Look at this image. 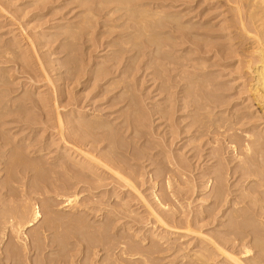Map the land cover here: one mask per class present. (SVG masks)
Returning <instances> with one entry per match:
<instances>
[{"label":"rangeland","instance_id":"obj_1","mask_svg":"<svg viewBox=\"0 0 264 264\" xmlns=\"http://www.w3.org/2000/svg\"><path fill=\"white\" fill-rule=\"evenodd\" d=\"M131 2H112L111 6L117 5L120 11L109 16L106 14L107 8H104V5H108L106 0H0V139L3 138L0 140V213H8L13 209L12 201L5 194L6 189L14 193H21L26 186L35 189L28 195L30 199L27 200L26 208L29 211V204H35L42 218L27 228L25 233L37 237V228L48 226L50 221L52 229L38 237L41 243L49 239L55 241L41 255L38 253L37 256L33 250L27 256L22 252L23 262L20 264H32L44 254L55 257L61 251V255L67 257V247H74L69 253L74 256L72 259L75 264L86 263L87 259L90 260L86 264H112L116 257L114 255L119 257L120 252L107 254L100 247L89 245L95 242L96 232L99 230L101 233L105 229L109 230L113 243L116 240L113 233L116 232L124 237L121 241L130 242L132 246L146 249L152 244L159 247V252L154 254L158 258L155 256L148 260L153 264H184L189 259L187 256L194 254V251H202V247L212 249L208 239L212 235L228 238L229 243H234L235 255L240 260L244 263L253 262L258 258V252L264 255V200L258 201L259 195L250 190L257 188L262 193L263 188H258L255 181L264 175V170L262 174L247 175L246 178L226 177L225 174L228 169L230 172V168H238L241 164H247L257 172V164L264 168V110L260 109L250 94L252 71L251 65L247 63L249 58L252 63L255 62L254 35L264 40V0H165L163 7L158 9L145 6L150 15L157 14L151 20H142L145 24L137 15L138 11L132 9L134 4ZM239 20L244 23L245 30ZM151 22L156 23L155 26H151ZM51 28L52 33H45V29ZM47 70L49 75L46 74ZM98 91L100 94L97 95ZM114 94V98L124 100L113 99L119 103H113L112 107L108 99ZM128 101L131 104H127ZM203 104H210L212 108L205 109ZM162 113L164 117H161ZM89 118H98L96 120L102 121L105 127L107 123V129L115 133L117 140L132 144L135 153H146L147 160L139 157L133 161L127 160L128 165L133 164L128 171L138 170L139 165L146 164L150 174L157 169L165 172L174 168L165 159L166 155L176 156L185 168L188 167V170L184 168L183 176L174 170L167 173L166 178L152 180L148 179L149 174H145L139 179L146 183L137 189L142 191L140 196L148 198L150 203H154L155 193L164 195V211L173 213L178 220L189 217L206 238L198 234H184L182 238L177 234H168L165 231L167 228L160 227L142 206L140 196L133 189L126 191L130 188L99 164L90 167L98 171L106 185L100 188V193L93 199L100 202L91 201L93 204L87 205L100 209L99 212L79 211L72 216L74 210L72 212L68 205L63 204V196L66 195L52 190L48 184L54 179L57 183L71 185L67 195L75 191V184L82 177L76 176L74 171H78L79 164L87 161L79 151L74 150L85 151L89 148V145L84 146V123ZM126 118L134 121V128L140 132H136L140 136L139 140L130 130L124 133V128L118 129L119 122ZM58 119L63 126L62 133L58 129ZM195 119L202 121L199 131L205 135L201 139L197 131L200 123H196ZM192 121L195 124L190 126ZM170 131H179L172 144L168 142L172 140ZM254 138L260 139L256 154L248 150L255 148L252 146ZM3 142L6 144L2 145ZM99 147L104 153L106 148ZM68 150L73 152L71 157L65 156ZM64 162L71 172L65 173L59 167ZM209 165L223 172V177L231 185V193L226 201H222L224 207H218L213 212L218 221L208 216L212 208L209 192L196 196L199 193L193 192L196 189L190 182L192 173H203L206 168H210ZM34 174L37 177L32 180ZM185 180L190 183L186 184ZM217 182L213 180L211 190ZM198 190L203 191L201 188ZM252 208L255 211L260 209L262 213L254 214ZM116 210L119 212L114 216L113 211ZM241 211L243 217L235 218ZM67 217L73 221L76 218L77 221L71 224L67 219L63 220ZM238 224L247 227L240 230L256 231L257 236L262 237L256 241L251 237L237 240L233 231ZM1 225L0 230L3 227ZM4 231V238H8L2 250L8 243L11 244L10 241L13 243V238H9L10 232L6 228ZM72 232L84 237L83 243L80 241L82 244L77 242L75 245L76 239L70 236ZM141 234H147V244L137 242L138 237L135 235ZM44 236L47 238L44 239ZM162 236L169 238L167 242L159 239ZM165 245L182 249L173 254L172 251L164 250ZM243 245H254L249 258L243 254ZM124 258L122 262L119 261L120 264H134L127 256ZM219 259L218 264H235L230 263L229 259ZM27 260H31V263H25Z\"/></svg>","mask_w":264,"mask_h":264},{"label":"bare ground","instance_id":"obj_2","mask_svg":"<svg viewBox=\"0 0 264 264\" xmlns=\"http://www.w3.org/2000/svg\"><path fill=\"white\" fill-rule=\"evenodd\" d=\"M118 0H106L107 4L108 5H104V8H107V12L106 14L111 16L114 12L116 11H120V8L115 5V6H111L112 5V2H116ZM132 1V2H131ZM164 1L165 0H121V3H127V2H131L133 3L134 5L132 6V9L134 8V10L138 11V16L141 20V22H144L145 24V21H148V20H151V17L154 16L156 13H152V15H150L149 11L146 10L145 6H152L153 8H160V7H163L164 5ZM257 3V2H256ZM96 4V3H95ZM101 4V3H99ZM99 6V5H98ZM97 6V7H98ZM125 7V6H124ZM140 8V9H139ZM145 8V9H143ZM126 10V8L124 9ZM161 10V9H160ZM158 10V11H160ZM236 10V9H235ZM133 12V11H132ZM151 12V11H150ZM88 13V12H87ZM127 13V11H126ZM158 13V12H157ZM83 14V13H82ZM86 14V13H85ZM136 14V12H135ZM157 15V14H156ZM248 15V14H247ZM104 16V15H103ZM130 16V14H129ZM132 16V15H131ZM133 17V16H132ZM136 17V16H135ZM134 17V18H135ZM94 18V17H93ZM130 18V17H129ZM138 19V18H137ZM142 20H145V21H142ZM161 20V19H160ZM83 21V20H82ZM158 21V20H157ZM240 21V20H239ZM139 22V21H138ZM126 23V22H125ZM159 23V22H158ZM88 24V23H86ZM121 24V23H120ZM143 24V25H144ZM156 23H153L151 22V26H155ZM90 25V23H89ZM240 25L242 26V28L245 30V26H244V23L242 21H240ZM264 25V24H263ZM157 26V25H156ZM160 26V25H159ZM176 26V25H175ZM112 28V27H111ZM155 28V27H154ZM115 29V28H114ZM174 29V28H173ZM45 33H52V28L51 29H45ZM74 30V29H73ZM72 30V31H73ZM66 31V30H65ZM64 31V32H65ZM63 32V33H64ZM67 32V31H66ZM75 34V32H73ZM102 33V32H101ZM145 33V32H144ZM147 33V31H146ZM72 34V33H71ZM88 34V33H87ZM134 34V33H133ZM125 35V34H124ZM128 35V34H127ZM135 35V34H134ZM147 35V34H146ZM249 35V34H248ZM251 35V34H250ZM249 35V36H250ZM74 36V35H73ZM77 36V35H76ZM129 36V35H128ZM264 36V35H263ZM70 37V36H69ZM138 37V36H137ZM148 37V36H146ZM145 37V38H146ZM71 38V37H70ZM123 38V37H122ZM125 38V36H124ZM151 38V37H150ZM251 38V37H250ZM131 39V37H130ZM138 39V38H137ZM149 39V37H148ZM147 39V40H148ZM254 43H256V50L253 54V57L255 58V62L252 63V61L250 60L251 58H249V60L247 61L248 64L251 65V70L252 71V85L250 86V94H252L253 96V100L258 104V106H260V109L261 110H264V40L262 37H258V35H254ZM31 39H29V42H30ZM55 40V39H54ZM125 40V39H124ZM152 40V38H151ZM138 41V40H137ZM32 42V41H31ZM152 42V41H151ZM33 43V42H32ZM36 43V42H35ZM34 44V43H33ZM120 44V43H119ZM122 44V43H121ZM66 45V44H64ZM123 45V44H122ZM151 45V44H150ZM156 45V44H155ZM67 46V45H66ZM141 46V45H140ZM158 47V46H156ZM255 47V44L254 46H252V48ZM33 48H35L33 46ZM37 48V47H36ZM122 48V47H121ZM124 48V47H123ZM149 48V47H148ZM127 50V48H124ZM33 50H36V49H33ZM25 51V50H24ZM120 52V51H119ZM118 52V54H119ZM124 52V51H123ZM153 53V52H152ZM139 54V53H138ZM147 54V53H146ZM155 54V53H154ZM157 55V54H156ZM159 55V54H158ZM252 55V54H251ZM161 56V55H160ZM137 57V56H136ZM36 58V57H35ZM38 58V57H37ZM109 62V61H108ZM118 63V62H117ZM133 66V65H132ZM124 68V67H123ZM130 69V68H129ZM128 69V71H129ZM111 70H113V68L111 67ZM125 70V69H124ZM127 70V69H126ZM95 71V70H94ZM94 71L92 72L94 74ZM104 71V70H103ZM44 72V71H42ZM97 72V71H96ZM48 73V70L46 72V74ZM116 73V72H114ZM45 74V73H44ZM113 74V73H112ZM49 75V73L47 74ZM91 75V74H90ZM95 75V74H94ZM43 76V75H42ZM93 76V75H92ZM43 77H46V76H43ZM50 78V77H49ZM1 79V78H0ZM47 79V78H45ZM57 79V78H56ZM92 79V78H91ZM100 79V78H99ZM77 80V79H76ZM95 81V79H92ZM97 80V79H96ZM1 82V80H0ZM51 82V80H50ZM75 82V81H74ZM113 82V81H112ZM124 82V81H123ZM130 83V82H129ZM96 84V82H95ZM109 84V83H108ZM95 86V85H94ZM115 87V86H114ZM107 88H110V87H107ZM161 88V87H160ZM111 89V88H110ZM131 89V88H130ZM100 90V89H99ZM103 90V89H102ZM101 90V91H102ZM106 90V89H105ZM248 90V89H247ZM66 91V90H65ZM127 91V90H126ZM103 92V91H102ZM106 93V92H105ZM127 93V92H126ZM124 93V95L126 94ZM129 93V91H128ZM100 94V92L98 91L97 95ZM188 94V93H187ZM128 95V94H127ZM125 95V96H127ZM134 95V94H133ZM114 96H116L115 94L112 96V98L108 99L111 103H110V106H114L113 103H119V102H114L115 100L116 101H122L124 100L123 99H120V98H114ZM185 96V95H184ZM25 98V97H24ZM114 99V101H112ZM126 100V99H125ZM108 101V102H109ZM132 104H133V101H131ZM131 104L130 101L127 102V104ZM193 104V103H192ZM186 106V105H185ZM203 108L205 109H210L212 108V106L210 104H203L202 105ZM134 107V106H133ZM136 108V107H135ZM170 108V107H169ZM259 109V110H260ZM133 111V110H132ZM131 111V112H132ZM135 112H137V110H135ZM264 112V111H263ZM262 113V112H261ZM158 114V113H157ZM161 114V112H160ZM97 115V114H96ZM134 115V113H133ZM152 115V114H151ZM165 115V114H164ZM208 116H210V114H208ZM98 117V116H97ZM100 117V116H99ZM130 117V116H129ZM159 117V116H158ZM161 117H164L163 116V113L161 115ZM202 117V115H201ZM60 118V117H59ZM168 118V117H167ZM204 118V117H203ZM98 119V118H96ZM90 120V118L86 121V123H84V146H88L89 145V148L87 150H74V151H79V153L86 159V163L84 164H79L78 165V171H74V174L76 176H80L82 177V179H80L76 184V188H75V191H73L72 194H69L67 195L66 193H68V190L71 188V185L69 184H64V183H57L56 180L52 179V182H49L48 184V187L51 188L52 190H55V191H59L62 193V195H66V196H63L65 199V205H68V207L71 208L72 212L74 210V212L72 213V216H75L74 214L78 213L79 211L80 212H84V211H98L100 209H97V208H94V207H89L87 206L89 203H92V202H95V203H99L100 200H96V201H93L94 197H97L96 194L100 193V188L104 187L106 184L103 182V179L100 177L99 173H97L98 171L96 170H93V166L90 167L91 165H95V164H99L103 167V169H108L113 175L112 176H116L119 178L120 182H122L126 187L130 188V189H127L126 191L128 190H131L133 189L139 196L141 195L142 191L139 192V190L137 189V187L139 186H143L146 181L144 180H140L139 178L143 177L145 174H149V178L148 179H152V180H156L158 178H166L167 177V173H169L170 171H176L177 173L180 172V175L183 176L184 172V164H182L183 162L176 158V156H172V157H166L165 156V159L167 158L168 161L172 164V166L174 168H169L167 169L165 172L164 171H160V169H155L156 171L153 172L152 174H150V170H146L147 166L146 164H143V165H139L138 167V170H134V169H131L128 171V168L130 167V165H133V164H129L127 163V160H131L133 161L134 159L136 158H147L146 156V153L143 151L140 152V154L135 153L134 151V147L132 146V144H128V143H123L122 141H119L117 140L116 138V135L115 133H112L109 129H107V123L105 124L106 127L104 126V123L102 121H98V120ZM158 119V118H157ZM193 120V119H192ZM210 120V118H209ZM153 121V119H152ZM195 121H197L196 123H200V125H197V128H198V132H199V137L200 139L203 138L202 135L204 134V132L202 131H199L200 128H202V121L201 119H195ZM195 121H192L190 126H192V124H195ZM58 122L60 123L59 126V130L60 132L62 133L63 132V126L61 127V122H60V119H58ZM133 120H129L128 118H126L125 120L123 121H120L119 124H120V127H118V129H121V128H124V133L125 131H131V134H133V136L135 138H137L139 140V137L137 135V133H140L139 131L136 130V128H134V124H133ZM145 122V121H144ZM154 122V121H153ZM168 122V121H167ZM212 122V121H211ZM58 123V124H59ZM166 123V122H165ZM210 123V122H209ZM152 124V123H151ZM171 125V124H170ZM174 125V124H173ZM207 125V124H206ZM210 127V126H209ZM207 126V128H209ZM109 128V127H108ZM171 128V127H170ZM186 128V127H185ZM196 128V129H197ZM111 129V128H110ZM116 129V130H118ZM177 129V128H176ZM184 129V128H183ZM178 130V129H177ZM181 130V129H180ZM183 131V130H181ZM207 131V130H206ZM59 132V133H60ZM137 132V133H136ZM179 132V131H178ZM178 132L175 133V132H172L170 131V135L172 137V140L171 141H167L170 142V144L173 143V140L177 139L178 137ZM187 132V131H186ZM58 133V134H59ZM181 133V132H180ZM179 133V134H180ZM185 133V132H184ZM206 133V132H205ZM150 134V133H149ZM166 134V132H165ZM152 135V134H151ZM182 135V134H180ZM205 135V134H204ZM145 136V135H144ZM195 136V135H194ZM213 136V135H212ZM196 137V136H195ZM3 139V138H2ZM0 139V140H2ZM141 139V138H140ZM161 139V138H160ZM170 139V137H169ZM5 140V139H4ZM199 140V139H198ZM162 141V140H161ZM211 141V140H210ZM209 141V142H210ZM201 142V141H200ZM6 143L3 142L2 145H5ZM167 144V143H166ZM259 144H260V139H256L254 138L252 140V146H254L255 148L252 149V148H248V150L250 149V151L252 150V153L253 154H256L257 153V148L259 147ZM1 145V144H0ZM164 145V144H163ZM99 146H102V147H105L106 148V152L104 151V153H102L101 149H99L100 147ZM169 146V145H168ZM204 146V145H203ZM202 146V148H203ZM249 146V145H248ZM87 148V147H85ZM104 148V149H105ZM195 147L193 148V151H194ZM166 150V148H165ZM156 151V150H155ZM199 151V150H198ZM166 152V151H165ZM196 152V151H195ZM73 152H70L68 150V153L65 151V156H69L71 157ZM194 153V152H193ZM192 153V154H193ZM166 154V153H165ZM190 154V153H189ZM154 155V154H153ZM160 155H161V152H160ZM191 155V154H190ZM200 155V154H199ZM75 155L73 154V157ZM80 156V155H79ZM162 156V155H161ZM171 156V155H170ZM204 156V155H203ZM14 157V156H13ZM157 157V156H156ZM159 157V155H158ZM212 157V156H211ZM150 158V157H148ZM180 158V157H179ZM194 158V155L193 157ZM200 158L197 156V159ZM12 159V158H11ZM80 159V158H79ZM158 159V158H157ZM163 159V158H162ZM204 159H205V156H204ZM203 159V160H204ZM264 159V157H263ZM147 160V159H146ZM151 160H153L151 158ZM200 160V159H198ZM208 160V159H207ZM12 161V160H11ZM16 161V160H15ZM137 161V160H135ZM206 161V160H204ZM164 162V161H163ZM0 163H1V160H0ZM12 163V162H11ZM83 163V162H82ZM135 163V162H134ZM155 164V163H154ZM249 164V163H248ZM24 165V164H22ZM258 165V168H259V171L257 172L256 170H253L249 165L247 164H241V166H239L238 168H235V169H232L230 168V172H228V170L226 171L227 173L225 174L226 177H228V175H231V177L233 178L234 176L235 177H240V178H246L247 175H258V174H262L264 168L262 165L260 164H257ZM100 166V167H101ZM134 166H136V163L134 164ZM171 166V167H172ZM187 166V165H186ZM9 167V166H8ZM60 168H62L64 171L63 172H71V170L65 165V162L64 163H61V165L59 166ZM97 167V166H96ZM101 167V168H102ZM210 168H206V171L205 172H200L198 175H194L193 173L191 174L190 176V182L192 183V186L195 190H193V192H195L196 194L199 193L198 195L196 196H199L201 195L202 193H204L205 191L209 192L208 194V198L209 199H212V208L209 210V215L210 217H212L213 220L216 219V221H218V219L216 218V213L213 214L214 210L216 208H220L221 206H223V203L222 201H226V197L231 193V190H230V186L229 183H228V179H226L225 177H223L224 173L223 172H219L218 169L215 170V168H213L212 165H209ZM227 167V166H226ZM31 168L33 169V167L31 166ZM188 168V167H187ZM187 168H185L186 170H188ZM223 168V167H222ZM30 169V170H32ZM37 169V167H36ZM102 169V170H103ZM226 170V169H225ZM34 170H32V172H34ZM104 171V170H103ZM106 171V170H105ZM174 171V172H175ZM190 171V170H189ZM107 172V171H106ZM103 173V172H102ZM109 173V172H108ZM110 173V174H111ZM191 173V171H190ZM220 173V174H219ZM258 173V174H257ZM38 174V172H37ZM52 174V172L50 173ZM60 174V173H59ZM264 174V173H263ZM179 175V174H178ZM187 175V174H186ZM214 175V176H212ZM33 179H36V174L33 175ZM102 176V174H101ZM106 177V175H104ZM264 175H262L261 178H258L255 183L257 184L258 188H263L262 190V193L260 192V190H257V188H252L250 191L252 193H257L259 196H258V201L260 200H264V178H263ZM108 177V176H107ZM115 177V178H116ZM111 178V177H110ZM113 178V177H112ZM183 179V178H182ZM185 179V178H184ZM189 179V178H188ZM187 179V180H188ZM78 180V179H77ZM114 180V178H113ZM117 180V179H116ZM187 180H185V183L188 184L190 182H188ZM213 180H215L217 182V185L215 186V188L213 190H211V184H213ZM220 180V181H219ZM187 181V182H186ZM36 182V181H35ZM32 183V185L34 186V183ZM115 182V181H114ZM118 183V182H116ZM159 182H157L158 184ZM31 184V183H30ZM47 186V185H46ZM73 186V184H72ZM74 186V187H75ZM47 187V188H48ZM122 187V186H121ZM30 187L23 189V191L21 193H14V191L12 192L11 190H7L5 191V194L10 198L9 200L12 201V204L11 207L13 208L11 212H8V213H3L1 212L0 213V224H2L1 226L2 227V230H0V264H20L22 261V252L25 254L24 256H27V254H30L33 250L34 253H36V255L39 253L40 255L42 254V251L47 247V246H51L52 244L55 243V241L53 239H49V241H45L47 243H41L40 241V238L38 237L39 235H44L46 233V230H50L52 229V226H49L51 224V222L49 221V224L48 226L51 227V228H48V226H45V225H41L39 226L38 229V233H37V237H34V236H29L25 233V230L27 228H30L32 227L33 225H35L37 222H39V220L42 218V215L40 214V211L38 210V208L36 207L35 204H29V211L28 209L26 208L27 205H28V202L27 200L30 199L28 197V195H31L34 190L33 189H29ZM45 188V187H44ZM124 188V187H123ZM202 189L203 191H199L198 189ZM225 188V189H224ZM77 189V190H76ZM104 189V188H103ZM246 189V188H244ZM132 191V190H131ZM16 192V191H15ZM181 192V191H180ZM128 193V192H127ZM84 194V196H83ZM131 194V193H130ZM154 194V193H153ZM171 194V193H170ZM180 194V193H179ZM181 194H184L186 195L187 193H181ZM256 194V195H257ZM263 194V195H261ZM101 195V194H100ZM143 195V194H142ZM247 195V194H246ZM255 195V197H257ZM260 195L262 198H260ZM145 196V195H144ZM164 196V195H163ZM163 196L162 195H158L155 193V195L153 196V199H154V203H150L149 201H147V199H145L143 196L141 197L140 196V202L142 203V206L145 207L149 213V215L151 216V218H153L155 220V222H157V224L160 225V227L162 226L163 228H167L165 231L168 232V234H177L178 237L182 238L184 236V234H187V235H193V234H198L200 237H204L206 238L205 234H203V232H201V230L199 228H196L195 227V223H193L191 220H189L187 217L185 218H182V219H177V217L173 214V213H168L167 211H164V206H165V203L162 202L163 200ZM245 196V195H244ZM249 196V194H248ZM85 197L89 198V199H84ZM147 197V196H146ZM34 198V197H32ZM136 198V197H135ZM207 198V199H208ZM16 199H18L19 201H17ZM62 199V198H60ZM98 199V198H97ZM105 199V198H104ZM167 199V198H166ZM165 199V200H166ZM95 200V199H94ZM79 201L81 203H79ZM92 201V202H91ZM135 202V201H134ZM139 202V203H140ZM167 202V201H166ZM8 203V202H7ZM33 203V202H32ZM110 202H108L109 204ZM111 203H114V202H111ZM137 203V202H136ZM226 203V202H225ZM9 204V206H10ZM84 204H85V207H84ZM93 204V203H92ZM105 204V202L103 203ZM135 204V203H134ZM189 205V204H188ZM264 206V205H263ZM262 206V207H263ZM10 207V208H11ZM100 207V205H99ZM120 207V206H119ZM224 207V206H223ZM261 207V206H260ZM25 208V209H24ZM105 208V207H104ZM127 208V207H126ZM243 208V207H242ZM124 209V208H123ZM2 210V209H1ZM27 210V212H26ZM103 210V209H102ZM121 210V209H120ZM243 210V209H242ZM53 211V210H52ZM118 210L116 211H113V215L116 216ZM127 211V210H126ZM146 211V213H147ZM217 211V210H216ZM221 211V209H220ZM79 212V213H80ZM102 212V211H101ZM109 212V211H108ZM107 212V213H108ZM112 211H110L111 213ZM237 212V211H235ZM243 211L238 212L237 214V217L235 218H242L243 217ZM254 212H259V213H262L260 209L258 210H254V208H252V213ZM185 215V213H183ZM255 214V213H254ZM258 214V213H257ZM97 215V214H96ZM106 215V214H104ZM109 215V214H108ZM119 215V214H118ZM148 215V214H147ZM80 217V215H77ZM76 216V217H77ZM221 216H223V213H221ZM62 217V216H61ZM61 217H58V218H61ZM112 217V216H111ZM50 218V217H48ZM64 218V217H63ZM109 218V217H108ZM126 218V216H125ZM149 218V217H148ZM220 218V217H218ZM56 219V218H55ZM67 219V222L71 223L73 221L72 218H65L63 220L66 221ZM78 219V218H77ZM51 220V219H50ZM53 220V219H52ZM122 220V219H120ZM127 220V219H126ZM134 221H137L136 219H133ZM46 221V220H45ZM55 221V220H53ZM52 221V223H54ZM61 220H59L60 222ZM74 221H77L76 218L74 219ZM73 221V222H74ZM152 221V220H151ZM58 222V220H57ZM64 222V221H62ZM67 222H65L67 224ZM148 222V221H147ZM153 222V221H152ZM112 223V222H111ZM114 223H115V219H114ZM59 224V223H58ZM58 224L56 226H58ZM73 224V223H71ZM70 224V225H71ZM75 224V223H74ZM152 224V223H151ZM155 224V223H154ZM52 225V224H51ZM60 225V224H59ZM65 225V224H64ZM68 225V226H70ZM220 225H222V222H220ZM236 225V224H235ZM55 226V225H54ZM76 226V225H75ZM154 226V225H153ZM178 226H181V227H184V228H179ZM4 228H6L10 234H9V238H13V243L12 241L10 245H6L4 247V249L2 250L3 246H4V243H5V240H7L8 236H6V239L4 238L5 236V231H4ZM93 228V226H92ZM108 228H110V223L108 222ZM226 228H227V225H226ZM234 228H236V230L234 229L233 231V235H234V238H236L237 240H242L244 237H251L253 239V241H256L257 239H259V237H262V236H257L258 234L253 231H246V230H240V228H247V227H244L242 224H238L237 226H235ZM97 229V228H96ZM99 229H102V227H99ZM239 229V230H238ZM55 230V229H54ZM59 230V229H58ZM98 230V229H97ZM113 232L115 231V229H112ZM71 231V230H70ZM109 230L108 229H105L103 230L101 233L99 232V230L96 232L97 234V238L95 240V242L93 244H89V245H92V246H97V247H100V249L103 251H106L107 254H116L118 252H120V256L117 257V255H114L116 256L115 259H114V263L112 264H120L119 261H123L125 260L126 258H124V256L131 260L134 264H153L151 263V261L149 262L148 260H151V259H154V258H158V256L154 255L156 254L157 252H159V247H157L156 245L155 246H152V244L150 246H152L150 248H146V249H142L138 246H132L130 242H123L121 241V239H123L124 237L123 236H120V234L118 233H113L115 234L114 236L116 237V240L114 241L113 243V240L111 239V235L109 234L108 232ZM117 231V230H116ZM231 231V230H230ZM78 232V231H77ZM76 232V233H77ZM76 233H71L70 236L71 237H74V240H75V245H77V242H80L84 241V237L79 235V234H76ZM80 233V232H78ZM34 233L32 232V235ZM52 234V233H51ZM137 234V233H136ZM7 235V234H6ZM35 235V234H34ZM151 235V234H150ZM48 236V235H47ZM138 237V240L137 242L139 244H147L148 243V236L147 234H141L140 235H135ZM49 237V236H48ZM151 237V236H150ZM154 237V235L152 236ZM177 237V236H176ZM185 237V236H184ZM197 237V236H196ZM47 237L44 236V239H46ZM51 238V237H50ZM164 239L165 242H167V240L169 238H164L163 236L160 237L159 239ZM193 238V237H192ZM264 238V237H263ZM86 239V238H85ZM126 239V237H125ZM209 241H210V245L213 246L212 249L210 248H206V247H202V251L200 252H195L194 251V254L192 253V255H188L187 257L189 258L186 263L184 264H218L220 263V261H218L217 259L220 258H225V259H229L231 260L230 263H235V264H264V255L262 252H258L257 255H258V258L253 261V262H250V263H247L243 260H240V258H238L236 255H235V245L234 243H229L230 241H228V238H224L223 236H214L212 235L211 237L208 238ZM184 240V239H182ZM15 241V242H14ZM65 241V240H64ZM163 241V240H162ZM190 241V240H189ZM205 241V240H204ZM206 242V241H205ZM57 243V242H56ZM67 243V242H66ZM81 243V242H80ZM81 243V244H82ZM163 243V242H162ZM200 243V242H198ZM156 244V243H155ZM191 244V242H190ZM201 244V243H200ZM57 245L59 246L60 244L57 243ZM74 245V243H73ZM161 245V244H159ZM158 245V246H159ZM67 247V245H64ZM163 246V245H162ZM166 247H164V250L166 252H173V254L175 253H178L180 251V249L182 248H175L174 246L173 247H170V246H167L165 245ZM193 246V245H192ZM202 246V245H201ZM208 246V245H207ZM244 246V250H243V254L246 255V257L248 256V258L250 257V255L252 254L253 252V248H254V245H251V246H246V245H243ZM84 248V245L82 246ZM81 247V248H82ZM196 247V246H195ZM76 248V247H75ZM88 248V247H87ZM63 249V248H62ZM73 250L74 247H67L66 250H67V254L68 256L66 257L65 254L61 255L62 254V251H61V254L60 255H57L55 257H51L50 255H42L40 256L41 258L38 259V261H35L32 263V264H75L73 262V257L74 256H70V253L71 252L70 250ZM65 250V248L63 249ZM88 250V249H87ZM78 251H79V248H78ZM89 251V250H88ZM197 251V250H196ZM81 252V251H80ZM91 252V251H90ZM93 252V250H92ZM73 254V252H72ZM255 253H253L254 255ZM78 255V254H77ZM186 255V254H185ZM252 255V257H253ZM29 256V255H28ZM38 256V255H37ZM70 256V257H69ZM113 256V255H112ZM156 256V257H155ZM184 256V255H183ZM182 256V258H183ZM255 256V255H254ZM77 256H75L76 258ZM107 257H109L107 255ZM186 257V256H184ZM70 258V259H69ZM73 258V259H72ZM88 258V257H87ZM114 258V257H113ZM166 258V257H164ZM79 259V258H78ZM81 259V258H80ZM162 259V258H161ZM184 259V258H183ZM186 259V258H185ZM247 259V258H246ZM88 260L90 259H87V262ZM220 260V259H219ZM75 261V260H74ZM77 261V260H76ZM223 261V260H221ZM246 261V260H245ZM27 262H30L31 263V260H27L25 263ZM86 262V263H87ZM131 262V263H132ZM77 263V262H76ZM79 263V262H78ZM85 263V262H84ZM83 263V264H84ZM85 263V264H86ZM172 263V262H171ZM228 263V262H227ZM89 264V263H88ZM92 264V263H91ZM129 264V263H128Z\"/></svg>","mask_w":264,"mask_h":264}]
</instances>
